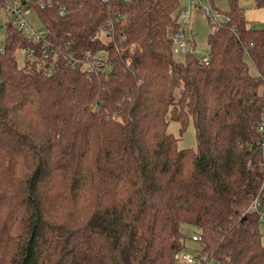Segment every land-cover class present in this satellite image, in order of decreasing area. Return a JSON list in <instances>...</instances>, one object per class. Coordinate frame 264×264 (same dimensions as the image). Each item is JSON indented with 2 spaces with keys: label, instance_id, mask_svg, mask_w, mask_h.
Masks as SVG:
<instances>
[{
  "label": "trees",
  "instance_id": "obj_1",
  "mask_svg": "<svg viewBox=\"0 0 264 264\" xmlns=\"http://www.w3.org/2000/svg\"><path fill=\"white\" fill-rule=\"evenodd\" d=\"M58 2L64 16L37 10L56 60L19 68L28 43L4 30L0 264H175L186 239L220 264H264L259 217L243 216L263 174L264 29L229 0L209 62H179L180 0ZM170 121L193 124L195 150Z\"/></svg>",
  "mask_w": 264,
  "mask_h": 264
},
{
  "label": "built area",
  "instance_id": "obj_2",
  "mask_svg": "<svg viewBox=\"0 0 264 264\" xmlns=\"http://www.w3.org/2000/svg\"><path fill=\"white\" fill-rule=\"evenodd\" d=\"M86 2L88 0H81ZM102 4L110 3L111 0H99ZM208 3L210 0H206ZM199 0H190V6L192 7L198 3ZM58 6L59 14L64 16L66 14V7L63 4H59L58 0H0V12L3 11L6 15H10L7 22H3L0 18V28L5 30L6 27H11L21 33L26 39L28 46L21 48L19 51L25 57V63H30V59H35L36 56L40 63H48L50 59L56 60V53L53 48V44L47 39L48 31L42 26L40 17L38 15L37 10L43 11L46 9H51L55 6ZM193 9V7H192ZM205 16L209 20V22L214 23H227L228 19L221 17L218 13H214L209 7L203 6L201 7ZM31 13H34L38 19V22L41 25V28L35 29L32 27L30 22L28 21V17ZM191 11L190 9L181 10L178 16V21L181 25L178 33L173 38V56L177 59L179 54H185L186 43L183 40V25H185L190 19ZM118 16V14H115ZM114 24L112 21L108 20L104 27L99 29V35L104 32H109L114 29ZM96 39V37H95ZM3 51V47H0V52ZM68 63L72 61L71 58H67ZM200 64L206 65L209 62V57L205 56L202 58H198ZM74 61V60H73ZM91 69H88L90 72ZM48 73H52V70H49ZM257 134L259 136V140L257 145L253 148L255 153L261 157L260 166L262 169V180L259 187V191L255 199L252 201L248 209L245 211V214H256L259 219H264V110L261 115L260 121L256 127ZM192 241L200 242L201 236L199 234L193 235ZM175 264H220L218 263L212 255L208 254H193L187 253L184 251L178 252L174 256Z\"/></svg>",
  "mask_w": 264,
  "mask_h": 264
},
{
  "label": "rangeland",
  "instance_id": "obj_3",
  "mask_svg": "<svg viewBox=\"0 0 264 264\" xmlns=\"http://www.w3.org/2000/svg\"><path fill=\"white\" fill-rule=\"evenodd\" d=\"M211 2L212 3H208V1L206 0H199V2L195 4V6L193 3L192 9V7L190 6V0H180L181 9H190L191 11L190 19L185 25H183L182 28L184 33L183 40L187 45L186 50L194 53L197 58L205 57L209 53L207 40L215 30V27L211 25L213 23L209 22L203 10H201V7L207 6L214 13H218L221 17H223L222 13H225L228 10L229 6V0H211ZM239 3L242 4L243 8H245L247 15L250 14V8L255 9L251 3V0H240ZM9 17L10 15H6L5 13H3V11L0 12V18L3 20V22H7ZM28 21L33 28H41V25L34 13L30 14V16L28 17ZM254 28L264 29V26L262 27V25H255ZM4 42L5 31L3 28H0V47L4 46ZM183 59L184 55L179 54L177 57V61L182 62ZM16 60L19 68H23L25 66V57L20 53V51L16 53ZM33 62L34 60L30 59V63ZM167 132L177 140V147L179 150L196 149V134L194 126L191 122H189L185 131L180 133V124L175 121H170L167 127ZM258 229L261 234L260 242L262 245H264V219H259ZM185 245V252L187 253H192V251L196 247V244L191 242L190 239H186Z\"/></svg>",
  "mask_w": 264,
  "mask_h": 264
},
{
  "label": "crops",
  "instance_id": "obj_4",
  "mask_svg": "<svg viewBox=\"0 0 264 264\" xmlns=\"http://www.w3.org/2000/svg\"><path fill=\"white\" fill-rule=\"evenodd\" d=\"M235 1L244 10L245 19L252 27H254L255 25H262V27L264 26V7H257L255 5V0H251V3L255 9L250 8V14L247 15L245 8H243L242 4L239 3L240 0Z\"/></svg>",
  "mask_w": 264,
  "mask_h": 264
}]
</instances>
